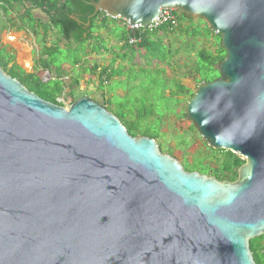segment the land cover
Masks as SVG:
<instances>
[{
  "label": "water",
  "instance_id": "1",
  "mask_svg": "<svg viewBox=\"0 0 264 264\" xmlns=\"http://www.w3.org/2000/svg\"><path fill=\"white\" fill-rule=\"evenodd\" d=\"M88 3L132 34L171 9L220 35L218 77L196 87L184 113L209 147L245 163L235 181L187 171L91 97L52 103L0 65V264H257L264 0Z\"/></svg>",
  "mask_w": 264,
  "mask_h": 264
},
{
  "label": "rangeland",
  "instance_id": "2",
  "mask_svg": "<svg viewBox=\"0 0 264 264\" xmlns=\"http://www.w3.org/2000/svg\"><path fill=\"white\" fill-rule=\"evenodd\" d=\"M30 5V2L16 4L12 10L13 14L9 17L0 10V45L5 46L10 53L14 54L20 66L25 67L28 72H33L35 70L33 68L36 67L35 59L38 58L42 44L39 42V38H35L32 33L25 31V26L21 24V20H18L21 16H24L25 10ZM32 13L35 17L40 18L43 23L49 24L47 15L41 11L32 9ZM113 20V18L106 16V21L112 23V32L104 28L98 31L97 27H94L92 31L95 36L91 40L77 43L74 41L68 43L64 39L58 41L56 38L58 32L50 29L49 45H54L57 42V45L63 48H60L59 52L54 53V63L56 67L62 65L65 69L63 76L65 91L60 97L64 105H70L74 98V96L69 97L68 95L70 92L68 86L74 78L68 76H70L71 72L79 73L74 65L75 62L82 57H86L89 53L88 50L97 49L99 45L105 44L102 36L106 39L107 36L113 34L119 39L124 35L125 27L120 24H113L115 23ZM194 22L200 28L183 21L175 35L173 34L165 39V44L169 47L161 46V53L158 59L150 60L152 57L143 50L133 51L135 56L143 58L142 64L133 61L128 63L127 67H121L122 71H124V76L121 78L122 82L119 83L113 78L103 87L105 91L113 95L111 99L109 98L111 103L114 104L112 109L128 108L133 111L135 117L128 120L132 119L135 123H140V132L150 131L153 134L160 132L162 137L157 140L159 147L162 144L163 151L167 153L171 149L173 152L172 156L181 163L184 159L183 153L186 152L190 161L198 156L196 153L201 148L203 149L206 142L198 136L196 129L192 128V121L184 117L183 112L190 92H194L197 87L196 80L197 78L199 79V76L196 75L195 67L198 60L200 61L197 57L199 50L204 47L213 53L218 41L214 33L213 35H206L204 31L206 29L205 23L201 22L199 18H194ZM14 23H18L23 29L17 30V26L15 27ZM97 33L100 35H97ZM165 35L166 33L160 32L154 40H157L159 36ZM114 46L115 48L119 47L116 42H114ZM169 48L171 54L167 53ZM120 50L119 48L118 51L120 52ZM162 55H166L167 59L162 60ZM144 59L148 61L145 66H143ZM93 61L95 60L93 59ZM72 67L75 70H72ZM176 71L178 76H182L187 92L185 91L181 96L173 97L171 96V91L178 90L180 86L179 82L172 78ZM50 75L53 78L56 76L54 69L50 71ZM88 75L91 76L89 72ZM212 75L213 77H218L215 71H212ZM85 87L90 91L93 89L91 84H86ZM75 95H87V93H79L78 90H75ZM194 161L196 160L194 159Z\"/></svg>",
  "mask_w": 264,
  "mask_h": 264
},
{
  "label": "trees",
  "instance_id": "3",
  "mask_svg": "<svg viewBox=\"0 0 264 264\" xmlns=\"http://www.w3.org/2000/svg\"><path fill=\"white\" fill-rule=\"evenodd\" d=\"M89 1L90 0H0V10H2L3 14L7 15L8 17L13 14L12 10L16 4H25L26 2L31 3L30 7L25 10L24 16L20 17L18 20H21V24L25 26L24 30L32 33L35 38H39V42L42 44L34 73H27L20 66H18L15 63L14 54L10 53L5 46L0 45V65L4 71L13 78L19 80L25 87L36 93L41 98L55 104L64 105L61 102L60 97H62L65 91L63 79L65 69L62 65H58L56 67L54 63V53L57 51L59 52L61 47L57 45V42H55L54 45H49V33L50 29H54L56 32H58V36L56 37L58 41L64 39L68 43H71L72 41L77 43L91 40L92 37H94V33L92 31L94 27H97V30L104 28L105 30L112 32L111 27L105 21L100 22L101 16L106 19L104 12L99 11L95 16H93L95 9L88 3ZM32 9H37L47 15L49 24L47 25L46 23H43L40 18L35 17L32 13ZM177 13L179 20V26L177 29L169 30L168 27L162 26L161 28L155 30H141L135 35L139 36L138 34H140L142 40L135 45L129 44L128 41L129 37L134 35L130 33V31H125L123 37H121V42L123 43V57L120 55L118 59L121 61H131L135 56L133 51L138 50L145 51L152 57L150 58L151 60L156 58L158 59V56H160L159 54L161 53V46L165 45L163 42V38L165 36H159L157 40H154L160 32L174 34L177 30H179V27H181L183 21H187L191 25L193 24V26L200 28L195 24L194 18L186 17L180 12ZM200 21L203 22L202 19H200ZM87 23H89L91 27L90 30H88L89 28L86 27ZM14 24L15 27L17 26V30L23 29V27L19 26L18 23ZM205 28L207 29H204L207 36L213 35L214 32L206 24ZM214 35L217 36L218 41L213 53L203 47L199 50L197 55L198 59H200V61L198 60L195 67L196 75L199 76V79L197 78L196 80L197 86L203 82H210L217 78L213 77L212 75V71L217 72L214 66L217 63L223 61L226 57V52L220 42V35L216 33H214ZM167 53L171 54L170 48ZM161 59H167V56L162 55ZM77 62H79V59L74 65H76ZM119 68L120 71H118L117 74L121 75L124 71H122L120 66ZM52 69H54L56 72V76L54 78L50 75V71H52ZM78 81V79H74L68 86L70 89L68 94L69 97L74 96L72 102L82 96L75 95V90L77 89L76 87H78ZM97 86L100 90L103 89V83L100 82V85ZM185 91L187 92L186 87L180 85L178 90L171 91V96H181V94H184ZM193 95L194 92H190L189 99H191ZM104 106L121 120L131 135H145L150 138H154L156 141L162 137L160 136V132L157 134H153L150 131L140 132V123H135L132 119L128 120L129 118L135 117L133 111L129 110L128 108L115 110L112 109V103L110 106ZM183 116L185 117L184 112ZM192 128L195 129L193 126ZM160 148L163 151L162 144ZM168 152L171 153V155L173 153L171 149H169ZM196 154L198 156L192 158L189 161L186 152L183 153L184 159L182 164L184 168L187 171H198L203 174L214 176L219 180L235 181L238 178V169L245 163V160L241 156L228 150H215L209 147L207 142L204 143L203 149L201 148ZM194 159L196 161H194ZM263 240L264 235L254 238L250 241L251 251L257 264H264V245L262 244Z\"/></svg>",
  "mask_w": 264,
  "mask_h": 264
},
{
  "label": "crops",
  "instance_id": "4",
  "mask_svg": "<svg viewBox=\"0 0 264 264\" xmlns=\"http://www.w3.org/2000/svg\"><path fill=\"white\" fill-rule=\"evenodd\" d=\"M104 21L110 27H112V23L107 22L106 19L103 18V16H101L100 22H104ZM113 21L115 22L113 24H115V25L120 24L121 26L125 27V30L127 32L130 31L127 28L124 20L114 19ZM130 33H131V31H130ZM175 33H174V35H175ZM97 35H100V34L97 33ZM172 35L173 34H170V33L165 35V37L163 38L164 44L166 42L165 39L167 37H171ZM122 37H123V35H122ZM102 39H103V42L105 44L99 45L97 47V49L88 50L89 53L87 54V56L80 58L79 62H77V64L75 65L77 67V70L79 73L76 74L75 72H71L70 76H68V77L79 80L78 81V89H79L78 92L79 93L80 92L87 93V94L91 95V97H93L95 100H98L99 102H101L102 104L110 106L111 105L110 99L113 97V95L110 92L105 91L104 88L102 90H100L97 85H100V82H101V83H103V87H105V85L108 84L111 81V79H113V78H115L117 81H119V83L122 82L121 78L124 75L123 74H121V75L117 74V72L120 71L119 66L120 67H127L128 63H131L133 61H136V62H139L140 64H142L143 58H138L137 56H134L133 59L131 57V59H132L131 61H129V60L121 61L120 59H118L120 55H123V52H122L123 43L121 42V38L118 39L115 35L111 34V35L107 36L106 39L102 36ZM114 42H116V44L119 46L118 48H115ZM165 46H166V44H165ZM119 48L121 49L120 50L121 53L118 51ZM118 53H120V54H118ZM93 59L95 61H93ZM144 60H145L144 61L145 63L143 62V66H145L146 63L148 62L146 59H144ZM154 62H157V61H154ZM72 70H75V69H73V67H72ZM88 72H89V74H91V76L88 75ZM175 75H176V77H175ZM172 78L174 80H177L180 85H183V86L186 85L185 82H183L182 76H178L177 71L173 74ZM86 84H91L93 86L92 88L94 90L93 89L91 91L87 90L85 87ZM112 105L114 106V104H112Z\"/></svg>",
  "mask_w": 264,
  "mask_h": 264
},
{
  "label": "built area",
  "instance_id": "5",
  "mask_svg": "<svg viewBox=\"0 0 264 264\" xmlns=\"http://www.w3.org/2000/svg\"><path fill=\"white\" fill-rule=\"evenodd\" d=\"M125 24L127 26V28L130 30L131 25L129 24V22L125 21ZM162 26H166L169 28V30H175L178 28L179 26V20H178V13L175 10H171V9H165L162 11V15L158 18V21L154 22V23H149L148 26L146 28H143L140 25H136V33L140 32L141 30H145V29H159ZM139 36H131L129 38V44L131 45H135L137 43H139L142 38L141 35L138 34Z\"/></svg>",
  "mask_w": 264,
  "mask_h": 264
},
{
  "label": "flooded vegetation",
  "instance_id": "6",
  "mask_svg": "<svg viewBox=\"0 0 264 264\" xmlns=\"http://www.w3.org/2000/svg\"><path fill=\"white\" fill-rule=\"evenodd\" d=\"M22 17V16H21ZM87 28H89L88 30H90L91 29V27H90V25L89 26H86ZM25 31H27V30H25ZM38 59V58H37ZM37 59H35V65H36V62H37ZM15 63L18 65V66H20V64L16 61V59H15ZM23 70H25L27 73H34L35 72V70L33 71V72H28V70L25 68V67H22V66H20ZM33 69H35V68H33ZM76 90H79L78 88L76 89ZM82 96H84V95H82ZM86 96H88V97H91V95H89V94H87ZM92 99H94L93 97H91ZM95 100V99H94ZM95 101H97V102H99L98 100H95ZM99 103H101V102H99ZM102 104V103H101ZM103 106H104V104H102ZM262 244L264 245V240L262 241Z\"/></svg>",
  "mask_w": 264,
  "mask_h": 264
},
{
  "label": "clouds",
  "instance_id": "7",
  "mask_svg": "<svg viewBox=\"0 0 264 264\" xmlns=\"http://www.w3.org/2000/svg\"><path fill=\"white\" fill-rule=\"evenodd\" d=\"M99 31V30H98ZM136 34V33H135ZM135 34H133V35H135ZM95 36V35H94Z\"/></svg>",
  "mask_w": 264,
  "mask_h": 264
},
{
  "label": "bare ground",
  "instance_id": "8",
  "mask_svg": "<svg viewBox=\"0 0 264 264\" xmlns=\"http://www.w3.org/2000/svg\"><path fill=\"white\" fill-rule=\"evenodd\" d=\"M26 64V63H25ZM27 65V64H26Z\"/></svg>",
  "mask_w": 264,
  "mask_h": 264
}]
</instances>
